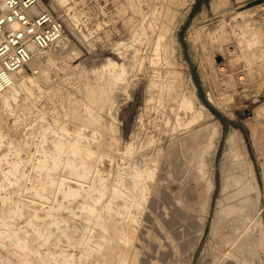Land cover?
Instances as JSON below:
<instances>
[{"label":"rangeland","instance_id":"rangeland-1","mask_svg":"<svg viewBox=\"0 0 264 264\" xmlns=\"http://www.w3.org/2000/svg\"><path fill=\"white\" fill-rule=\"evenodd\" d=\"M263 1L38 0L64 33L0 92V264H264Z\"/></svg>","mask_w":264,"mask_h":264},{"label":"built area","instance_id":"built-area-1","mask_svg":"<svg viewBox=\"0 0 264 264\" xmlns=\"http://www.w3.org/2000/svg\"><path fill=\"white\" fill-rule=\"evenodd\" d=\"M38 0H0V92L13 82L15 73L36 53L47 49L64 33L62 21L48 9H33ZM262 28L264 63V1L256 11Z\"/></svg>","mask_w":264,"mask_h":264},{"label":"bare ground","instance_id":"bare-ground-1","mask_svg":"<svg viewBox=\"0 0 264 264\" xmlns=\"http://www.w3.org/2000/svg\"><path fill=\"white\" fill-rule=\"evenodd\" d=\"M33 9H35V10H38L39 8H38V6L36 5V6H33ZM247 38H246V44H247V47H251L252 45H254V44H257V43H259L260 42V38H259V30H257L256 28H254L253 26H251V27H248V32H247ZM63 37V36H62ZM62 37L60 38V39H58L57 41H55L54 43H56V42H58L59 40L61 41V39H62ZM40 53V52H39ZM37 55V53L36 54H34L28 61H27V63H28V65L33 69V70H35L36 68H38L39 66H40V60H39V58H38V56H36ZM22 68L23 67H21V68H19L18 69V71L19 72H22ZM17 71V72H18ZM23 75V74H22ZM22 79V78H21ZM16 80V79H15ZM17 82V81H16ZM15 84V83H14ZM12 85V84H11ZM4 91V90H3ZM200 105V104H199ZM195 111H197V110H195ZM200 113V112H199ZM179 134V133H178ZM178 134L176 135V136H178ZM194 134H196V133H194ZM213 135V134H212ZM176 136L175 137H173V138H170L171 139V141L170 142H174L175 140H174V138H176ZM212 137V136H211ZM230 137V136H229ZM229 137H228V139H229ZM196 138V135H194V139ZM187 139V136L186 135H182V137H181V141H180V146H181V143L183 142V141H185ZM172 142V145L174 144ZM210 142V141H209ZM172 147H174V145L172 146ZM202 156V155H201Z\"/></svg>","mask_w":264,"mask_h":264}]
</instances>
